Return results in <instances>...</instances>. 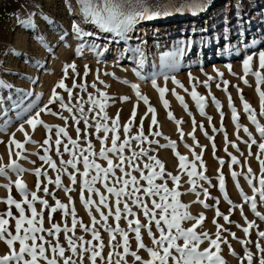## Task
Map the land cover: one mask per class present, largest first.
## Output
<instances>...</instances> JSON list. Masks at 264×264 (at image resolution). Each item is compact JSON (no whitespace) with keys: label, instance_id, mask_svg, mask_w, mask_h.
I'll use <instances>...</instances> for the list:
<instances>
[{"label":"rangeland","instance_id":"rangeland-1","mask_svg":"<svg viewBox=\"0 0 264 264\" xmlns=\"http://www.w3.org/2000/svg\"><path fill=\"white\" fill-rule=\"evenodd\" d=\"M103 2L104 0H92V4L99 8L103 7ZM116 2L123 4L122 11L125 14L134 7L138 11L148 8L161 13L171 12L172 15L151 21L139 20L129 27V31L116 33L102 30L92 22L91 18H85L79 0H0V165L7 166L11 159L23 169L21 173L7 170L4 175H0V218L9 220L8 232L15 235V221L19 218V212L14 205L9 206L4 202L9 196L21 203L26 219L32 218L27 204L23 203L25 197L15 187V181L19 178L26 186L28 201L32 203L37 213H43L42 227L45 231L37 235H43L46 241L53 244L59 242L65 248L66 255L71 256L77 264H80L79 256L73 255L68 249L65 233L61 231L54 237L48 232L53 224L59 225L61 229L65 227L72 229L73 210L78 223L75 230L69 231L67 235L79 245V237H83L84 242L92 240L91 231H84L80 225L83 224L89 229L94 228L104 245L102 256L105 264L109 251H113L112 264L119 259L115 253H122L120 248L112 250L109 247V233L103 226L105 223L112 228L118 225L121 230L127 231L130 253L137 252L141 261L149 260L148 252L137 248L135 232L129 231L128 221L137 219L140 221L141 240L146 248H155L152 237L156 239L160 237L155 222L150 221L141 208L132 205L131 198L127 196L121 198L120 220L116 221L114 218L117 198L106 191L105 183L107 187H121L122 183H115L116 178L124 175L120 169L115 168L106 182L98 181L94 185L95 189L107 197L109 205V207L100 205L98 212L97 195L92 194L94 203L91 206L85 207L81 201L80 173H83L84 167L82 158H79L80 153L76 152L77 170L66 164L61 166V160L67 161L71 158L69 153L64 151V146L67 144L69 150L73 151L69 138L77 140V128H79V148L87 149L90 143L92 151L96 154L90 157V161L94 160L95 163L106 168L107 161L98 155L102 147L100 141L105 136L103 126L107 125L111 129V121L118 118L116 132L119 137L118 144L126 138L124 126H129L127 133L129 145L123 152L126 159L122 166L125 171L131 172V175L140 181L142 188L147 187V182L140 179V171H133L128 167L127 158L132 157L134 152L139 154L143 149L145 154L137 155L134 165H138L145 176L149 172L145 165H150L154 171H160L155 164V160H159L163 164V173L154 180V183L164 184L169 190L175 187L180 194L177 197L178 202L187 205L186 211L194 218L181 221V227L191 228L195 218L202 214L205 219L195 231L197 234L207 233L209 238L215 239L217 225L220 226L219 234L226 243H220L219 254L225 264H247L244 258L245 249L253 254V264H259L261 253L257 251L256 245L258 243L264 247V239L258 236V232H264V220L254 214L251 203L245 202L241 197V191L244 195L254 198L256 212L264 216V202L259 198L258 183L261 178L259 160L264 159V155H260L258 145L264 143V138L260 136L256 125L249 120L242 99L250 105L260 127H264V115H261L260 99L256 92V79L252 75V72L259 70L258 54L264 51V0H116ZM181 6L184 10L177 12L176 9ZM29 20V24L24 23ZM73 22L83 31L93 35L85 36L86 40L83 42H75L74 38L78 35L73 30ZM82 44L87 46L83 47L78 55L77 51ZM243 44L251 45V48L240 50ZM176 47L182 48L183 53L179 67L172 73L168 71L158 73V69H165L162 60ZM238 50L240 51L237 55L225 58L227 51L232 53ZM248 56L253 57L251 72L245 75L243 61ZM194 59L204 60L205 64L201 67L191 66L190 63ZM158 61L161 62L157 64ZM73 64L75 72L72 68H67L65 77L64 69ZM85 66H87V75H85ZM218 72L223 74L222 77L217 75ZM209 76L213 79L208 81L206 87L204 82ZM245 79L247 84L244 83ZM61 80L71 91V100L67 91L57 87ZM224 81H227V85ZM131 85H137L141 96L147 97V105L137 98ZM193 87L200 96L205 97L204 115H201L191 97ZM260 87L264 91V84ZM157 88L167 90L164 97L169 105L167 110L161 102ZM53 90L62 101L49 102ZM173 90L176 95H173ZM101 92L105 93L106 100H101L99 96ZM177 95L183 98L187 110L176 99ZM90 96L106 104L103 112L89 102ZM125 97L127 99H122ZM229 97L238 115L239 130L232 119ZM213 98L218 103L219 109ZM78 101L87 119V135H85V119L81 118ZM61 102L71 107L72 112L62 109ZM149 106L155 110L156 125L152 124L153 114L148 112ZM45 107L48 111L40 112L39 115L42 123L33 130L26 120ZM89 108L93 110L89 111ZM133 110H135V118L129 125ZM169 111L175 121H182L179 131L174 120L168 118ZM61 116L64 119H61ZM103 116H106L107 120H103L101 118ZM208 117H211V121ZM74 118L79 123H75ZM97 123L102 126L99 133L96 132ZM21 125L30 137L27 143L24 133L18 131ZM59 128H64L67 132V136L61 134L59 137L60 155L57 154L55 144ZM245 128L248 130L247 134ZM141 130L145 139L142 141L133 139ZM157 132L160 134L156 135ZM112 134L109 131L105 148L112 146ZM13 136L16 141L24 144L22 150L9 144ZM45 140L49 143L45 144ZM232 144L237 147L233 148ZM17 151L21 152V159H17ZM177 153L186 157L187 168H180ZM84 154L86 155L87 152ZM194 154L201 159L195 160ZM107 155L114 165L120 164L119 154ZM42 157L51 159L60 170L59 187L55 184L58 172L53 170ZM232 157H236V164H232ZM219 161H223V165ZM201 162L203 168L200 167ZM193 163L196 172L203 173L206 179H200L197 175L191 178L193 183L189 182L190 177L187 173L192 171ZM37 171L40 172L39 177L36 175ZM233 172L237 174L235 180L232 177ZM69 174L75 175V184L71 182ZM93 174L94 171H90L88 178ZM220 175L224 177L227 200L225 193L220 191ZM173 176L179 177L178 186L173 183L171 179ZM246 177L253 180V185H249ZM253 186L257 189L255 193ZM45 187L48 188L47 193L44 191ZM67 189L71 191H66ZM205 190L208 194L207 198L204 195ZM126 191H131V186ZM32 193L36 194L37 201L31 200ZM138 195L150 209L153 199L160 202L158 196H145L143 191ZM83 196L85 200L89 196L86 189L83 191ZM42 200L47 201L48 207L39 203ZM57 200L67 207L51 212ZM197 201H204L208 207ZM124 202H127L135 213L127 219L124 218L123 213ZM167 202L171 203L170 196ZM217 210L220 216H217ZM9 211L12 213L11 217L5 215ZM155 211L158 219L160 210ZM101 212L107 216L106 222L101 221ZM223 216H228L229 222H225ZM92 217L97 221L95 225ZM37 219L39 220L40 217ZM246 221L254 225L247 236L242 230L248 226ZM27 226L26 223L22 226L21 235L23 228ZM132 227L135 228V225ZM161 227H164L163 222ZM232 234H235V238ZM113 235L115 240L112 243L116 244L121 238L118 233L113 232ZM241 241L248 243L241 244ZM27 243L30 244L31 241ZM96 243L97 241H93V244ZM178 243L182 245L183 241L180 240ZM208 247V240H204L199 250L203 251ZM14 248L19 250L18 242L14 244ZM212 250L215 251L214 248ZM8 252L6 243L0 239V256ZM46 255L49 258L53 257L50 250ZM58 261L62 264V260L58 258ZM40 264L44 262L40 261ZM83 264H90L87 255ZM97 264H101L99 259ZM121 264H140V262L129 254Z\"/></svg>","mask_w":264,"mask_h":264},{"label":"snow or ice","instance_id":"snow-or-ice-1","mask_svg":"<svg viewBox=\"0 0 264 264\" xmlns=\"http://www.w3.org/2000/svg\"><path fill=\"white\" fill-rule=\"evenodd\" d=\"M81 6H82V14L85 16V18H91L92 22L97 24L102 30L106 31H113L116 33H123L125 32L129 27L133 26L135 23H137L139 20H154L161 18L162 16H169L172 15L171 12H163L161 13L160 11H151L148 8H143L142 10H136L134 7L130 8V10L125 14L122 11L123 4L116 2V0H104L103 2V7L99 8L97 6H94L92 4V0H79ZM198 7V6H196ZM184 10L183 6L180 8H177V12H182ZM71 11V9H69ZM25 24H29V21H25ZM73 30L77 33V35L83 40V37L85 36H92V33L85 32L82 29H80L79 25L73 22ZM87 45L82 44L81 48L78 49L77 54H80V51H82L83 47H86ZM95 50V49H93ZM99 54V53H98ZM253 57L248 56L244 61H243V69L245 75H248L251 72V62H252ZM258 61H259V70L252 72V75H254L256 79V92L257 95L260 99V105H261V115H264V91L261 90V84H264V51H260L258 54ZM67 68H72V70L75 72V65H68L65 69V77L67 76ZM85 75H87V66H85ZM217 75L222 77V73H217ZM213 77L209 76L208 79L204 82L205 86L207 87L208 81H211ZM174 83H178L174 81ZM244 83L247 84V80H244ZM224 84L227 85V81H224ZM74 87L76 86L75 83L73 85ZM153 86L155 87V82L153 81ZM180 87H183L182 85H179ZM57 87L64 89L65 91L68 92L69 94V99L71 100L72 93L69 89H67L65 83L63 80H61L58 84ZM82 87V86H81ZM94 87V85H93ZM133 90L136 92V96L138 99H141L144 101V103L147 105L148 104V99L147 97L141 96L138 86L137 85H131ZM219 87V85H217ZM226 90V88H225ZM157 91L159 92L161 102L163 103L165 109L167 110L169 108L167 100L164 99L166 89L165 88H157ZM173 95L175 94V91L173 90ZM99 96L101 100H106V95L105 93L101 92L99 93ZM191 97L193 101L196 103L198 110L201 112V115H204V101L205 97L200 96L196 91L195 88L193 87V90L191 92ZM122 99H127L122 98ZM176 99L181 103L183 107L187 110V106L184 104L183 98L180 96H176ZM101 100H97L93 97H89V102L97 107H99L100 111L103 112L106 104L102 103ZM54 101H62V98L53 90L52 93V98L50 99V103ZM213 102L217 103L215 101V98H213ZM78 106H80V111H81V118L85 119V135H87V119L84 117L83 113V107L80 105L79 101L77 102ZM242 104L245 112L249 115V120L251 123L256 125L257 131L259 132L260 136L264 138V127H260V125L256 121L255 113L252 112L250 105L247 102H244L242 99ZM61 108L65 109L69 112H72V108L64 105L61 102ZM217 108L219 109V105L217 103ZM229 108L232 111V119L233 122L236 124L237 129L239 130V124L237 123L238 121V115L235 111V109L232 106L231 103V97H229ZM92 108H89V111H92ZM48 111L47 107L40 109L35 116L29 118L26 120V123L33 129L35 130L37 125L41 124L42 121L39 119L40 112H46ZM148 112L152 113V124L156 125L157 124V119L155 115V110L152 107H148ZM54 114L55 113H50ZM221 117L223 118V114L221 113ZM61 119H64V117H60ZM103 120H107L106 116L101 117ZM135 118V110H133V116L129 120V125L132 123V120ZM168 118L174 120V117L172 113L169 111L168 112ZM209 121H211V117H208ZM75 123H79L78 120H75ZM174 122L178 126V131H179V125L182 123V121H175ZM112 127L111 129L107 126H103V132L105 134L104 138L101 139V150L99 152V157L107 161V167H101L99 164L95 163L94 160L90 161V157L96 155L92 151V145L88 143L87 149H80L78 146V140H79V133L80 130L77 128V140H71L69 138V143L72 146V150H69L68 145L66 144L64 146V151L66 153H69L71 158L67 161L61 160V166L63 165H68L70 166L73 170H77V160L78 157L76 155V152L80 153V157L82 158L83 161V167L84 171L83 173H80L81 176V201L85 204V207L91 206L94 202L92 200V194H95L99 197V205H97V211H100V205H103L104 207H109L107 203V197L104 196L99 192V190L94 188V185L98 181H107L108 177L110 174L114 173L115 168H119L120 171L124 174L121 177L116 178L115 183H122V186L119 188L116 187H107V184L105 183L106 191L110 194L115 195L116 199V210L114 213V218L116 221H119L121 218V209L119 205L121 204V198L122 197H130L131 198V203L134 206H137L141 208L143 211L144 215L149 218L150 221H154L156 224L157 230L160 232V237L159 239H156L155 237H152V243L155 245V248H146L145 245L143 244L141 240V225L140 221L137 220H130L128 221L129 224V231H134L135 232V239L137 241V248L138 249H144L148 252L150 259L147 261H141V257L137 254V252H131L129 251V239H128V232L121 230L119 226L117 225L116 228H112L108 226L106 223L103 225L105 227V230L108 231L109 233V247L112 250H115L117 248L122 249L121 252H116L115 254L119 257V259L116 260L115 264H121L122 261L125 260V257L127 255H131L134 257V259L140 264H225V261L222 259L220 253V243H226V241H223L219 231H220V226L217 225V233H216V238L211 239L209 238L207 233H200L197 234L195 231L196 227L200 225L205 217L201 214L198 218H195V223L191 228H183L181 227V221L183 220H191L194 219L187 211V205H183L178 202L177 197L180 195L177 191L176 188L174 187L173 189L169 190L166 185L164 184H155L154 180L159 178L162 173H163V164L159 160H155V164L159 167L160 171H154L151 169L150 165H145L144 167L149 169L148 175L145 176L143 171L140 170L138 165H134V161L137 155H144L143 149L139 154L133 153L132 157L127 158L128 160V167L132 168L133 171H140V179L144 180L147 182V187H141L140 186V181L137 180L135 176L131 175V172H126L124 167L122 166L125 162V157L123 155V152L125 148L129 145V139L127 138V133L129 131V126L125 125L124 126V132L126 138L123 140L121 143H117L119 140V137L116 135L117 132V125H118V118L114 119L111 121ZM101 124L97 123L96 124V132L99 133L101 131ZM193 127L195 129V121L193 120ZM201 129H203V126H200ZM141 129H142V121H141ZM18 131L24 133L25 135V143L30 141V137L26 132H24V127L21 125L18 128ZM111 131L113 134L111 136V147L105 148L104 144L107 139L108 133ZM215 131V129H214ZM245 133L247 134V129H244ZM63 134L64 136H67V132L64 128H59L57 130V139L55 141V144L57 145V154L60 155L59 153V146L61 144V140L59 139L60 135ZM160 133L157 132L156 135H159ZM191 135V134H190ZM183 136V133L181 132V137ZM205 136H207V133H205ZM133 139L137 141H142L144 140L143 132H141L134 137ZM194 139V136H193ZM211 139V138H209ZM226 143H227V138L225 137ZM45 144H48L49 141L45 140ZM252 143H255V141H252ZM10 145H15L17 149L22 150L24 148V144L16 141L14 139V136L12 139L9 141ZM174 147V143L172 145ZM233 148H236L237 146L235 144H232ZM251 145H249V148ZM260 149V155H264V143H260L258 145ZM45 152H47V149H45ZM87 152L85 155L84 153ZM108 153H113V154H119L118 158L120 160L119 165H114L112 159L108 157ZM11 157V152L9 153ZM178 156L179 160V166L181 169H185L188 167V164L186 163V157L179 155L178 153L176 154ZM17 159H21L22 155L20 151H17L16 153ZM42 159H45L46 162L49 164V166L58 172L57 178L55 180V184L59 187L61 184L60 180V175H59V169H57L56 164L49 158L47 157H42ZM154 159V158H151ZM194 159L195 160H200V156H195L194 154ZM259 159V156H258ZM221 165H223V161H219ZM237 160L236 157H232V164H236ZM259 163L261 165V178H259L258 183L260 185L259 189V198L262 202H264V159H260ZM192 171H189L187 174L190 177V183H193L191 180L192 177L194 176H199L200 179H206V177L203 175V173H197L195 170V164H192ZM201 168L204 167L203 163L201 162L200 165ZM231 167V165H230ZM7 170H15L17 173L23 172V169L19 167V165L16 163V161H12L10 159L9 164L7 166L0 165V175H4ZM90 171H94V174L91 175L90 178L89 174ZM249 174H251V169L249 168ZM36 175L39 177L40 172L37 171ZM237 174L235 172L232 173V177L235 180ZM128 177V178H125ZM69 178L73 184L76 183V177L73 174H69ZM173 183L178 186L179 182V177L173 176L171 177ZM247 182L249 185H253V180L249 179L246 177ZM51 182V181H49ZM131 186V191H126L127 188ZM219 186H220V191L222 193H225V181L223 175H220L219 177ZM15 187L21 192L22 196H24L23 203L27 204L28 209L30 210L32 214L31 219H26L25 217V210L21 206V203L16 202L9 196L6 201H4L7 205L9 206H15L17 211L19 212V218L16 219L15 221V235H12L8 232L7 225L9 223L8 219L0 218V239L4 240L6 243L9 252L3 256H0V264H40V261H43L44 264H59V260H62V264H77L75 260L72 259L71 256L66 255V250L64 247L61 246L59 242H56L55 244L46 241L45 237L43 235L38 236L37 233L45 231L43 229L42 224H43V213H37L36 209L33 207L32 203L28 201L27 199V193H26V186L22 183V181L18 178L15 181ZM239 188V185H237ZM87 190L89 193L88 198L85 200L83 196V191ZM45 193L48 192V188H44ZM66 191H71V189H67ZM143 191L145 196H158L160 202H156L155 199L152 201V207L151 209L148 207L146 203L143 202V198L138 195ZM253 192H257V189L255 186H253ZM205 197L207 198L208 194L207 191L205 190L204 192ZM169 196L171 197V203H168V198ZM241 197L244 199L245 202H250L251 203V208L254 212L255 215L260 217V219L264 220V216H261L259 212H256V204L254 201V198L248 197L243 194L241 191ZM37 196L35 193L31 194V200L32 201H37ZM225 199L227 200V195L225 193ZM201 204L204 205V207H208L207 204H204V201H197ZM231 203L230 201H228ZM42 205L45 207H48L47 201H39ZM71 203V200H70ZM66 205L61 203L60 201H56L55 207L51 208V212H55L57 209H66ZM159 209V218H156V211ZM183 209L184 211H181ZM171 210V211H169ZM123 213H124V218L127 219L128 216H134L135 213L132 212L131 207L127 202L123 203ZM67 214V213H66ZM73 216V221H72V229H69L65 227L64 229H61L59 225L53 224L52 229H49L48 232L52 236H56V234L60 233L63 231L65 233V239L68 244V249L73 255H78L80 264H83V260L85 258V255H87V259L89 260L90 264H97V260L99 259L101 264H105L104 257L102 256V251L104 248L103 242L101 241L100 235L97 231H95L94 228L89 229L83 224H81V228L88 232L91 231L92 235V240H89L87 242L83 241V237H79L78 239L80 240L79 245L73 240L72 237H69L67 233L69 231H74L78 221L75 219V212L71 213ZM111 214V213H110ZM8 217L12 216V213L9 211L5 214ZM221 214L217 210V216H220ZM101 216V221H107V216L104 215L103 212L100 213ZM37 217H40L38 220ZM223 219L225 222H229V217L228 216H223ZM49 220H51V215H49ZM93 225L97 223L95 220V217H92ZM161 222H163L164 227H161ZM27 224V227L23 228V235H21V229L24 224ZM215 223V221H214ZM246 223H248L246 221ZM135 225V228L132 226ZM254 225L251 223H248L247 227H244L242 230L247 236L249 234L250 228H252ZM144 227H147V225H144ZM165 228L167 231H165ZM113 232L118 233L120 235V241L117 242L116 244H113L112 241L115 240V236L113 235ZM149 235L151 236V231L149 230ZM233 238H235V234H232ZM258 236L261 239H264V232H258ZM182 240L183 244L181 245L178 243V241ZM208 240L209 247L205 248L203 251L199 250L200 244L204 241ZM27 241H31V243H27ZM39 241V243H38ZM93 241H97L96 244H93ZM18 242L19 243V250L17 251L14 248V244ZM248 241H241V244H247ZM87 245V246H86ZM215 249L213 251L212 249ZM257 251L261 253V256L259 258V264H264V247H261L260 244L257 243L256 245ZM51 251L53 253V257L49 258L46 255L47 251ZM231 251V250H230ZM112 256H113V251H109L108 253V259H107V264H112ZM27 257V258H26ZM247 260V264H253V254L245 249V257Z\"/></svg>","mask_w":264,"mask_h":264},{"label":"bare ground","instance_id":"bare-ground-1","mask_svg":"<svg viewBox=\"0 0 264 264\" xmlns=\"http://www.w3.org/2000/svg\"><path fill=\"white\" fill-rule=\"evenodd\" d=\"M128 29L125 32L129 31ZM126 37H128V35H126ZM74 39H75V42H83V41L86 40L85 37H83V40H81V38L79 36L75 37ZM249 48H251V45L243 44V45H241L240 50L245 51V50H247ZM240 50L232 52V53L227 51V53L225 55V58L228 59L231 56L237 55ZM182 54H183L182 53V48L176 47V49L171 54L166 55L164 60H162V63L165 65V69H158L157 70L158 73H163L165 71H168V72L172 73V71L176 70L179 67L180 63H181V55ZM160 62L161 61H158L157 64H159ZM204 64H205L204 60H201V59H194L190 63L191 66H200V67L203 66Z\"/></svg>","mask_w":264,"mask_h":264}]
</instances>
